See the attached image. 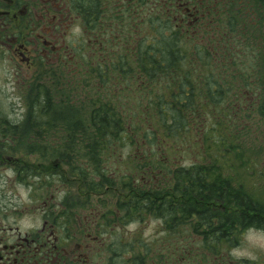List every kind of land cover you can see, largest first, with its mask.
Masks as SVG:
<instances>
[{
    "label": "flooded vegetation",
    "instance_id": "flooded-vegetation-1",
    "mask_svg": "<svg viewBox=\"0 0 264 264\" xmlns=\"http://www.w3.org/2000/svg\"><path fill=\"white\" fill-rule=\"evenodd\" d=\"M0 50L33 71L38 84L28 87L39 98L53 89L55 106L80 112L108 102L111 90L119 104L136 92L137 100L152 92L155 104L157 78L152 84L145 69L151 74L164 59L177 60L178 76L204 74L205 62L227 57L259 61L264 89V0H0ZM166 86L170 99L174 87ZM60 120L59 113L52 131H38L37 149L9 138L21 132H0V264H264V252L242 254L239 240L264 230L221 226V217L237 214L234 206L188 187L196 185L190 177L203 175L195 169L214 166L177 164L163 148H136L129 155L142 169L133 183L165 194L120 195V147L92 148L89 140L108 134L81 124L70 132ZM73 138L80 146L67 148ZM179 170L189 178L178 195Z\"/></svg>",
    "mask_w": 264,
    "mask_h": 264
},
{
    "label": "trees",
    "instance_id": "trees-1",
    "mask_svg": "<svg viewBox=\"0 0 264 264\" xmlns=\"http://www.w3.org/2000/svg\"><path fill=\"white\" fill-rule=\"evenodd\" d=\"M170 49L166 46L164 51ZM169 61V59H164L160 64L161 66L157 64L154 71L155 75L153 71L149 74V66L146 65V74L151 78L152 84H154L152 78H157L154 80L157 90L155 89L153 92L155 104L152 105L151 103L152 92L144 93L138 100L137 98L134 99V96L138 94L139 98L141 92H136L124 96L125 100L116 104L117 108L113 106L111 101L99 103L101 105L98 106L91 105V112L88 113L86 119L80 115L82 111L80 112L78 106H55L53 103L55 101L54 93L49 92L45 96L43 91V97L40 98H43L45 104L43 107L38 105L40 92L37 88H33V101L29 109L30 116L27 118L25 128L23 127L25 131L21 132L29 134L24 140L27 143L25 147L29 149L39 148L38 131H52L54 119H57L60 113L61 125L70 132H80L82 121L84 126L85 123L88 124L85 129L90 128L92 132L108 134L105 138L93 137L89 140L92 148L110 150L113 147H120L122 150V146L132 145L135 147L134 149L155 147L163 148L165 152L167 151L171 155H182L180 154L181 148L187 144L188 147H199L197 150L211 151L212 156H214L213 165L218 163L219 166L214 165L210 169L197 168L195 173L201 171L200 173L203 175L190 178L183 177L181 170L177 171L176 185L179 191L176 190L175 194H183L180 192V189L183 188V180L189 178L188 182L192 180L196 185L191 183L188 187L196 186V188L194 187L195 190L197 188L203 189L210 195L221 197V202L225 200V204L233 205L237 210V214L231 220H224L225 218L221 217L219 220L221 226L229 227L235 224L237 227L264 230V193L259 192L260 194H257L249 191L248 185L244 182H236V185L231 183L234 177L232 171L237 170L235 167L236 157L232 154L238 153V149L242 148L239 144L240 139L251 141L254 150L258 148V152L253 153L255 154L253 159L251 154H246V160H249L248 173H256L261 176L259 178H264V168L259 167L261 161L255 160L257 159L256 156L260 154L259 152L264 149L257 145V139H261L260 143L264 142V89L259 61L247 58L232 60L229 57L218 61L211 60L204 63V74L198 75L192 72V74L182 76L174 73L177 71V67H180L177 66V60ZM195 68L198 66L189 67L193 71H196ZM234 68H237L238 71L235 75L230 73ZM215 69H221L223 72L215 73ZM169 83L174 87L170 92L168 91L171 95L170 99L164 94V88ZM32 84H38L37 78H34ZM246 90L255 97V102L252 105L247 104ZM146 94H148L145 98L147 104L143 101V96ZM66 99L71 100L72 97L69 95ZM235 100L243 102L244 105L234 106ZM166 102L168 104L164 105ZM119 106L120 113L118 111ZM41 110L44 114L43 122L41 121ZM83 110L85 109L83 108ZM38 112L40 115L35 118ZM21 128L18 123L10 122L0 116V132L16 133ZM119 131L120 139L113 137V134ZM154 133L155 136L153 137ZM9 138L12 141H19L20 146L22 145L21 138ZM69 141L67 148L73 149L80 146L77 144V138L69 139ZM45 142H48L49 147H52L51 138H46ZM118 142L120 145L117 144ZM132 146L129 149L132 150ZM203 151H197L196 156L203 157ZM62 153L64 154V152ZM108 153L110 154V152ZM123 158L124 161L122 163L120 161V167L125 169L121 172L126 171V174L122 173V175L125 179L123 187L127 192L136 195L165 194L163 190L161 192L159 190L149 192L142 190L141 186H135L133 174L136 172L135 170L142 169V162L129 154ZM230 158L234 159V164L230 162ZM225 173L229 175L225 176ZM197 180L201 181L199 185ZM208 180L212 183L207 182ZM256 188L258 189V187Z\"/></svg>",
    "mask_w": 264,
    "mask_h": 264
},
{
    "label": "rangeland",
    "instance_id": "rangeland-1",
    "mask_svg": "<svg viewBox=\"0 0 264 264\" xmlns=\"http://www.w3.org/2000/svg\"><path fill=\"white\" fill-rule=\"evenodd\" d=\"M6 55L2 54V51L0 50V116L6 118L8 121L13 123H18L22 128L18 132H24L25 124L27 123V118L30 116V106L32 105L33 101V88H29L28 85L33 83L34 74L32 70H28V68L19 62L16 61H9V59L5 58ZM18 71V74H17ZM46 89V88H45ZM45 93V96L48 95L50 92L51 94H55L53 89H46L42 90ZM119 96L118 92L111 90L108 99L112 102L113 106L117 108L118 101L117 97ZM55 97V96H54ZM32 99V100H31ZM108 101V102H109ZM36 103V101H34ZM115 103V105H114ZM111 104V105H112ZM112 106V107H113ZM85 110H82L81 116L83 119H86L88 116V113L91 112V105L85 106ZM118 111H120V106L118 108ZM40 115V112H38L37 115H35V118ZM47 115V114H46ZM34 118V116H31ZM82 124V129L85 128L88 124L85 123V126ZM24 127V128H23ZM29 134L28 133H21L19 138L22 139V145L21 147L26 146L24 140L27 138ZM261 139H257V145L258 147L264 148V142L260 143ZM24 143V144H23ZM239 144L242 146L241 149H238V153L232 154L235 156L236 164L235 167L237 170L232 171L233 180L231 183L233 185H236V182H244V184L248 185L249 191H252L253 193L260 194L261 192L264 193V178H259V174L251 173L249 174L248 169V162L246 160V154L249 153L252 156V159L254 158L253 153L258 152V148H255V150L252 147L251 141L239 140ZM260 144V146H259ZM132 146V145H130ZM129 145L126 147L122 146V152L120 153V156L125 157L128 156V154L131 153V149ZM132 151L134 150V146L131 147ZM199 147L193 148L188 147L187 144L184 145L181 148L182 155H172L174 159L172 160L173 163L177 164H205L207 166H219L218 163L213 165L214 156H212V152H204L203 150H197ZM197 151H203V157H197ZM180 152V151H179ZM199 153V152H198ZM257 159L260 160L261 164L259 167L264 168V149L259 152ZM166 157L170 155L166 154ZM121 157V158H122ZM171 158V157H170ZM123 159V158H122ZM222 159V158H221ZM230 162L234 164V159L230 158ZM252 165V164H250ZM122 170H125L123 167H120V195H126L128 194L127 190L122 189L124 184V177L122 173L126 174V171L121 172ZM66 173V172H65ZM231 174V173H230ZM228 173H225V176H228ZM66 178H69V174L66 175ZM139 180V179H138ZM142 182L140 181V184ZM122 186V187H121ZM258 187V189L256 188ZM64 192H67V194L75 195V194H81V192L76 191V189H73L72 191L69 189V187L63 189ZM62 190V193H63ZM259 190V191H258ZM260 192V193H259ZM83 193V192H82ZM64 194V193H63ZM237 212V210H235ZM239 240L241 241V244L243 245L242 249L244 251H241V253H246L245 250L252 248V250H258L261 252H264V233L256 230L247 231L243 236L239 237ZM248 251V250H247Z\"/></svg>",
    "mask_w": 264,
    "mask_h": 264
}]
</instances>
